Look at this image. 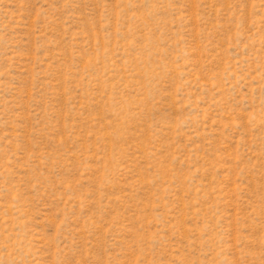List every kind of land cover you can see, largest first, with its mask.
<instances>
[{
	"label": "rangeland",
	"instance_id": "obj_1",
	"mask_svg": "<svg viewBox=\"0 0 264 264\" xmlns=\"http://www.w3.org/2000/svg\"><path fill=\"white\" fill-rule=\"evenodd\" d=\"M0 264H264V0H0Z\"/></svg>",
	"mask_w": 264,
	"mask_h": 264
}]
</instances>
